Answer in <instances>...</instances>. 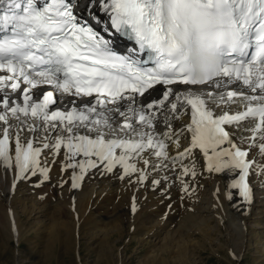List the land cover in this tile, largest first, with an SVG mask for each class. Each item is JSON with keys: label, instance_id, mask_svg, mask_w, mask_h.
Masks as SVG:
<instances>
[{"label": "snow or ice", "instance_id": "snow-or-ice-1", "mask_svg": "<svg viewBox=\"0 0 264 264\" xmlns=\"http://www.w3.org/2000/svg\"><path fill=\"white\" fill-rule=\"evenodd\" d=\"M0 5V162L17 179L39 171L47 180L49 169L40 167L39 157L44 149L59 155L62 147L68 161L62 170H80L72 176L73 189L88 169L100 165L106 172L121 167L123 179L138 171L130 161L145 151L168 160L166 140L180 146L167 117V131L156 132L152 110L167 105L171 118L179 119L190 107L191 146L171 158L173 165L199 148L209 172L239 170L231 188L252 203L248 177L255 161L246 159L250 153L233 141L232 130L246 128L248 147L264 157V0H103L98 6L110 16V35L133 38L139 53L151 54L143 63L118 55L108 39L81 24L70 0H46L43 6L39 0H0ZM149 62L153 66H143ZM157 85L165 89L162 99L146 109L132 106ZM174 85L189 87L180 91ZM15 93L22 103L12 98ZM54 93L94 97L95 104L51 110ZM123 101L128 104L122 111ZM108 104L123 118L115 127L97 110ZM213 106L225 109L223 114L216 116ZM21 133L38 137L42 147L34 146L36 139L22 141ZM81 155L85 159L76 161ZM258 167L264 175V166ZM189 174L195 178L194 168L182 167L181 176ZM139 179H146L143 172Z\"/></svg>", "mask_w": 264, "mask_h": 264}, {"label": "bare ground", "instance_id": "bare-ground-1", "mask_svg": "<svg viewBox=\"0 0 264 264\" xmlns=\"http://www.w3.org/2000/svg\"><path fill=\"white\" fill-rule=\"evenodd\" d=\"M207 87L208 86L204 88ZM232 87L235 88V85H233ZM178 89L180 91H183L185 88L179 87ZM215 91L219 92L221 90L216 89ZM163 92L164 90H157L147 96L141 98L136 97V101L133 102L132 106L137 109L141 107L146 109L147 103L155 102L162 99ZM57 97L60 100H58ZM57 97H55L57 102L56 104L52 105L51 110L68 111L73 106L77 107L80 110H83L85 107L95 104L94 102L89 101L85 98L62 96L59 93ZM12 98L13 99L19 98L17 99V102L22 103V97L20 93L12 94ZM122 104L124 105V107L121 108V110L123 111L125 110L128 102L123 101ZM115 107L116 105L108 104L104 108L98 107L97 109L98 111L104 112L105 115H108L111 118L114 127L117 124L123 122V118L120 117L117 112L113 111ZM213 110L214 113H218V112L220 113L223 112L225 109L215 108L213 106ZM235 110H236L235 107H233L231 112ZM152 111L157 112V117L155 120V123L157 125L156 132L158 134H162L164 131H167V123H166V117H167L168 118L167 122L171 123L174 133L179 134L177 138L180 141V146L179 148H177L176 145L173 144L171 140H166V143H168L169 145L167 149L169 156L168 160H163L161 158L155 157L154 155H150L152 150L145 151L144 153H142V158H136L133 161H130L131 163L136 164L138 171L129 176H124L123 179H121V176L123 175V169L121 167L117 166L113 169L112 172H106L104 170V166L100 165L97 168L88 169V171L84 175V179L80 182V187L73 189L71 186L72 176L73 174H79L80 170L79 168H75V169L69 168L67 169V171L62 170L64 165L68 162L65 157L66 149H64L63 147L61 148L59 155H55L52 149H44L42 151L41 156L39 157L40 167L47 168L49 169L48 172L49 173L51 172L50 174L48 173L49 174L48 179L43 182L44 184H41L40 182L41 179L44 178L39 171H37L36 175H31V173H28L27 174L28 178L26 179H17L16 171L13 168H5L2 162H0V209L3 214L1 216L5 217L4 221L2 219L0 220V222L1 221L6 222L7 227L10 231L9 238H16L18 240L20 238V235H23L24 233L23 231L24 228L22 227L23 224L21 225L20 223V215L17 211L19 207L23 206L22 207L23 212L28 213L30 216L41 215L44 217L48 216L49 218L51 214L53 215L55 214L56 211L54 209L56 208V206H54L52 204V201H50L51 197L47 198V196L51 195L52 190H54L53 189L54 186L57 187V185L60 186L61 184L62 186V184H65L67 186V187L64 186L65 188H67V193H68L67 197L69 196L70 198L73 196L74 197L73 200L76 198L77 195H81V193L84 190H88V188L91 186V190L88 194L87 199L81 198L79 200V198H77L78 199L77 202L72 200L73 208L77 212H81V214L85 213V210H89L88 211L89 217H91L94 220L101 221L105 227H108L110 224L112 225L115 224L114 228H116V230L112 231L113 234L115 233L120 234L122 232L121 229L125 225L124 223L126 220L123 216L126 213L127 214L130 213L127 203H129V205L132 207L133 206L132 198L133 196L137 197V199H135L136 210L134 211V213L137 214H136V218L133 219L134 220L133 223H135L134 227L136 228V225L139 222L142 225L143 223H147L149 219H153V217L157 218L158 222H156V226H154L149 231L148 237L150 238L151 236L153 238L160 239L161 236L160 234L163 231L170 229L172 231V235L170 238L171 242L175 240L174 237H177L179 233L185 231L187 227L196 226L197 218L195 213L199 212L197 210L199 209L198 207L201 204L200 203L201 200L204 199V196L209 195V199H210L209 206H211L212 209L211 212L213 213L212 215L213 219H215L218 223V229L221 226V223L227 224L231 235L235 236V238H238L239 240L238 243L239 250L248 247L247 244L249 242L250 233L248 232L247 221L252 219L254 216H258L259 214H262L263 216L258 219L259 221L264 222V175L260 174L258 167V166H264L263 165L264 157H262L259 154L256 148L250 149V156L251 157L253 156L255 158L254 160L255 165L251 169L252 173L251 171L250 173L252 175L254 184L259 186L258 189L261 190L260 191L258 190V193L256 194L257 195L256 202L259 203L258 206H255L256 197L254 196V193L252 194L253 195L252 203L250 205L245 204L242 198L239 196L237 190L231 188V182L234 177L233 170L226 169L219 173L214 171L209 172L207 170V165L201 159V157L199 156V154L195 149L192 150L191 154L187 158L176 163L177 165L180 166L178 167V170L176 172H174L173 170L174 167H172L174 165L170 167V164H173L171 158L178 156L181 152H183L185 149L191 146V140L186 132L188 126V117L191 113L190 107H188L187 113L181 115L179 119L171 118V114L167 112V105L165 106V109H153ZM181 111L183 112L184 109H181ZM11 122L13 125H15L16 123L15 120H12ZM56 135L57 133H53L52 135H50L48 142L54 143ZM232 136L236 142H238L242 146L248 147L250 132H248L246 128L243 127L234 128L232 130ZM21 138L22 141L26 139H36L37 142L34 144V146L42 147V145L39 143V138L34 137L33 134L31 133H21ZM75 159L76 161H79L85 158L81 155L76 157ZM93 159L95 158L93 157ZM143 159L149 160V164L147 166L143 163ZM182 167H188L190 169L194 168L196 172L195 178H193L190 174L188 176L182 177L181 176ZM141 172H143L146 177L143 183H141L139 179ZM157 180L160 181L159 185H156L154 183V181ZM30 181H34L35 183L39 182L38 188L37 189L28 188L27 186ZM211 183H214V186L212 191L208 192L207 190L208 188L206 185ZM185 184L188 185L187 193L184 191ZM37 190H39V192L41 193L44 192L43 194H45L44 195L45 197L37 198L38 195L35 196ZM229 192L232 193L231 200L228 199ZM27 196L30 197L29 201L32 203V207L26 206L27 198L25 197ZM259 196H262L260 200H259ZM70 202H66V203L69 205ZM17 204L18 207L16 209L14 208V206ZM69 207L71 206L69 205ZM64 212L65 210L63 211V214ZM53 215H51L52 218L54 217ZM55 218L56 217H54L52 220H55ZM52 220L50 221L51 223L53 222ZM56 222L59 221H57L56 219L54 223ZM208 222L210 223L211 220H208ZM61 223L63 222L59 223V227ZM56 225L57 228L59 229L58 223ZM81 225L79 224V227ZM84 226L82 225L81 227L84 228ZM7 227L4 228L6 229ZM44 227L46 229L45 225ZM48 227L50 226H47V228ZM1 229H3V227ZM52 229H49V231ZM74 232L75 231L73 228L71 235L65 233V235L67 236L69 235V238H67V240L74 237ZM56 233H58V231L55 232V234ZM7 234L9 235V233ZM50 235L52 236L53 234L50 233ZM73 243H75V241H73ZM165 244L166 246H162L163 247L161 249L162 252H165L167 251V249L172 248L171 245L170 247L168 246L169 243H165ZM194 245H195L194 242H189L188 245L186 246L191 247ZM157 257H155V260H157ZM236 257L238 258V256Z\"/></svg>", "mask_w": 264, "mask_h": 264}, {"label": "rangeland", "instance_id": "rangeland-1", "mask_svg": "<svg viewBox=\"0 0 264 264\" xmlns=\"http://www.w3.org/2000/svg\"><path fill=\"white\" fill-rule=\"evenodd\" d=\"M172 165L170 164V167ZM172 167H174L173 170L176 172L180 166L176 164ZM44 181V179H41V184H44ZM38 184L39 182L30 181L27 187L37 189ZM64 186L67 187L65 184L54 186L51 195L47 196V198L51 197L50 201L57 208L54 209L56 211L55 214H51L56 217L55 220H52L54 217L52 218L51 215L49 218L41 215L30 216L28 213L23 212V206L18 209V204L14 206L20 215V223L21 225L23 224L22 227L24 228V233L22 232L23 235H20V240L9 238L10 231L6 222H3L5 217L1 216L3 214L0 209V220L3 219L0 222V227H3V229L0 228V264H264V222L258 219L263 216L262 214L254 216L247 221L248 232L250 233L248 247L241 250L238 248V238L231 235L227 224L221 223L218 229V223L213 219L212 209L209 206V195L204 196V201L201 200L200 202L202 208L199 205L198 208L200 210L198 209L197 211L199 212L195 213L197 218L196 226L187 227V231L179 233L177 237H174L175 240L173 242L170 240L172 235L170 229L163 231L160 234V239L148 237L149 231L158 222L157 218L153 217V219H149L147 223L142 225L139 222L135 228L133 219L136 218L137 213L132 211L133 206L131 207L129 203H127V206L130 213H126L123 216L126 220L125 225L121 229L122 232L113 234L112 231L116 230L114 228L115 224L105 227L101 221L89 217V210L84 209L85 213L81 214V212H77L73 208V201L77 202V198L79 200L81 198L87 199L91 186L88 190H84L81 195H77L74 200L73 196L67 197V188ZM206 186L208 192H210L214 183ZM254 187L255 206H258L256 194L261 189H258L259 186H256V184ZM36 193L35 196L38 195L37 198L45 197L44 192L41 193L37 190ZM261 197L259 196V200ZM25 198H27L26 206L32 207V203L29 201L30 197L27 196ZM135 199L137 197L133 196L132 202L135 203ZM66 202H70L69 205L71 207ZM56 219L59 222L54 223ZM51 220L55 225L58 223V227L59 223L63 222L61 223L62 227L60 225L61 228L59 227L58 229L57 225L55 226L50 222ZM208 220H211V222L209 223ZM79 224L85 225L84 228L81 227L82 225L79 227ZM47 226L50 227L47 228ZM4 227L7 228L5 229ZM73 228L75 231L74 237L67 240ZM49 229L55 232L58 231V233L55 234L52 230L50 232ZM50 233L53 235L51 236ZM65 233L69 235L67 236ZM189 242H194L195 245L187 247L186 245ZM165 243H169L168 246L170 247L171 245L172 248L162 252L161 249L163 248L162 246H166ZM155 257H157V260H155Z\"/></svg>", "mask_w": 264, "mask_h": 264}]
</instances>
